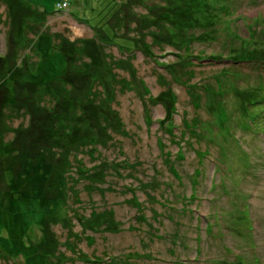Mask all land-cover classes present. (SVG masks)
Masks as SVG:
<instances>
[{
	"label": "rangeland",
	"instance_id": "obj_1",
	"mask_svg": "<svg viewBox=\"0 0 264 264\" xmlns=\"http://www.w3.org/2000/svg\"><path fill=\"white\" fill-rule=\"evenodd\" d=\"M66 1L0 0V264H264V0H212L186 50L162 0Z\"/></svg>",
	"mask_w": 264,
	"mask_h": 264
},
{
	"label": "trees",
	"instance_id": "obj_2",
	"mask_svg": "<svg viewBox=\"0 0 264 264\" xmlns=\"http://www.w3.org/2000/svg\"><path fill=\"white\" fill-rule=\"evenodd\" d=\"M57 1L58 0H56V2ZM152 5L153 6L151 8H149V9H151L150 10L151 13L145 12L144 17L145 18L147 17L146 18L147 21L149 20V23L153 25V24H155V22H153V20L157 19L156 16H153L154 15L153 12L156 14L159 13V15H161V16L159 19L156 20L155 30L157 32H160V31H162V29L163 30L165 29V33H166L165 35L168 37L167 43L173 45L174 47L179 46L178 48L183 49V50H186L189 48V47H187V45H188L187 42L190 38L195 36V29H199L201 37H204L207 34V28L212 26L211 25L212 22H216L215 21L216 18L212 17V15L209 14V7L214 5L212 0H162L161 3H155ZM214 6L216 7V5H214ZM182 12H185L184 16L182 15ZM160 19H161V21H160ZM157 21L160 22V26H159V23ZM37 30H34V31H37ZM150 30H152V29H150ZM151 33L153 35H155L154 30H152ZM180 49H179V51H177L178 55H181ZM60 51H62V54L64 53L63 55H65L67 58L71 52L65 46H61ZM86 55L90 59L92 58V55H90V53H87ZM89 58H88V60H90ZM99 59H100V63H101L102 62L101 60H103V59H101V57ZM95 63H98V62L96 60H93L92 64H95ZM92 64H91V66H92ZM0 65H1L0 68L5 67L4 70L6 71V73L1 76V79L5 78V80H10V79H6V78L10 77L11 75H15L17 68H18V70L22 69L21 67H19L16 64H13L12 66H7L6 61L4 60L3 56H0ZM166 65H168V67H170L169 63H167ZM66 66H67V64H66V61L64 60L62 67H60L54 74H51L49 78H47L46 80H44L42 82L51 84L56 80L57 82H59L63 85H66V84L72 85L73 84L72 79H74L73 77L75 75L77 76L78 74L75 73V75H73L72 71L68 70V67L65 68ZM75 66L76 65L74 64L73 68H75ZM35 68L37 69V67H35V63L31 68L25 67V69H27L26 71L28 72V75H26V76H29V77L31 76L32 78H34L33 75H34ZM109 68H110V64H109ZM112 76H113V78L116 77V74L114 71L112 72ZM84 78H85V80H82V82L83 81L84 82L82 83V85H80V86L78 85L77 86L78 88H83L85 86V84L89 82L90 75L88 77L87 74H85ZM37 79L40 80L39 78H37ZM9 82H11V81H9ZM8 83H7V86H10V85H8ZM40 85H42L44 88H46V86L44 84H40ZM8 89H11V88H8ZM93 92H95V91H93ZM55 96L57 97V93L55 94ZM254 96L255 97L260 96V97L253 99V101H249V99H246V100H244V104L246 101H248L249 104L256 105V104H259L261 102V100L264 101V94L257 93V96L256 95H254ZM10 100H12V98H10ZM26 100L28 101L29 99H26ZM8 104H10V103H8ZM11 104H12V102H11ZM26 109H28V107ZM47 109H49V108H47ZM173 109H174V107L173 108L170 106L167 107V110H166L167 118L165 120L167 123H171L170 121L172 118ZM243 111L245 113L242 112V114H243L242 119H246V120L248 119L250 121L251 118L254 119L257 116L256 111H254V112L250 111L251 113L247 112L246 106L243 107ZM109 112H110L109 113V119H115L116 116H115L114 110L112 111V109H109ZM29 113H31V112L29 111ZM32 114H33V112L29 115L31 122L33 119H36V118H34V116H32ZM46 115H48V114H46ZM82 116L86 118L87 115H86V113H82ZM225 121H226V118L224 117L221 120V123H223ZM84 122L86 123V121L83 120L82 123H84ZM247 124H246V122L241 124V126L244 127L243 129L247 128ZM74 125H75V121H74ZM78 128H79V124L76 126V129H78ZM168 129H171L169 127V125H168ZM34 133L35 132L31 131L30 143L27 145L28 149L26 148L27 151L23 150L22 155L30 158V160H32V161L34 159H32L31 157H34L36 159L39 158L40 163H42V161H43L42 158L38 156L39 151H36V149H35L37 144H39V142H40L39 139H41V136H39L38 134L34 135ZM29 146H31L35 150L34 153H32L31 150H29ZM24 151H25V153H24ZM22 170H23V168H22ZM15 187L17 188V186H15ZM21 188H22V185L20 187H18L16 190L17 194H18L17 198L18 197H27L29 194L26 193L25 190H22ZM9 193L12 194L13 192L9 189ZM35 195L39 196V195H41V193L39 191H37V194H35ZM50 198H49L50 202L55 205L56 199L55 198L50 199ZM10 200H12V197ZM44 207H49V205L45 204ZM68 220L69 219L67 218L66 221H68Z\"/></svg>",
	"mask_w": 264,
	"mask_h": 264
},
{
	"label": "built area",
	"instance_id": "obj_3",
	"mask_svg": "<svg viewBox=\"0 0 264 264\" xmlns=\"http://www.w3.org/2000/svg\"><path fill=\"white\" fill-rule=\"evenodd\" d=\"M66 2H67L66 0H58L56 3H57V6L59 8V7L65 6Z\"/></svg>",
	"mask_w": 264,
	"mask_h": 264
}]
</instances>
